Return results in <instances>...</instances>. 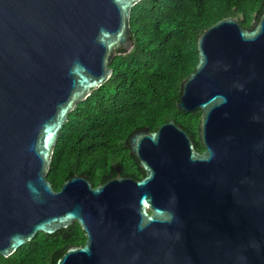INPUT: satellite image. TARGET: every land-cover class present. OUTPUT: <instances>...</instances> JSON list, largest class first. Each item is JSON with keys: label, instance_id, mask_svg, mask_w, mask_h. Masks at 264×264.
Segmentation results:
<instances>
[{"label": "water", "instance_id": "95a60500", "mask_svg": "<svg viewBox=\"0 0 264 264\" xmlns=\"http://www.w3.org/2000/svg\"><path fill=\"white\" fill-rule=\"evenodd\" d=\"M140 0H0V255L77 222L55 264H264V8L197 39L177 107L201 110L198 151L174 118L128 139L145 175L47 178L69 113L133 47Z\"/></svg>", "mask_w": 264, "mask_h": 264}, {"label": "trees", "instance_id": "16d2710c", "mask_svg": "<svg viewBox=\"0 0 264 264\" xmlns=\"http://www.w3.org/2000/svg\"><path fill=\"white\" fill-rule=\"evenodd\" d=\"M264 0H140L131 10L133 47L119 50L110 65L109 79L69 113L60 130L47 178L54 189L77 174L93 186L109 178L118 155H129L128 139L135 130L157 129L174 118L191 135L199 137L201 110L177 107L182 83L198 63L197 39L217 20L234 16L244 27L252 26ZM137 176V166H126ZM85 232L75 222L52 234L38 232L0 264H55L71 245H82Z\"/></svg>", "mask_w": 264, "mask_h": 264}, {"label": "flooded vegetation", "instance_id": "af4514ba", "mask_svg": "<svg viewBox=\"0 0 264 264\" xmlns=\"http://www.w3.org/2000/svg\"><path fill=\"white\" fill-rule=\"evenodd\" d=\"M129 148V144H128ZM129 155H118L117 159L118 160H113L112 162V168L108 170L109 178H113L117 175L115 167L119 168V174L121 176H126V177H132L134 179H140L145 175V172L143 168L140 167L139 165V159L130 152V149L128 151ZM130 163V165L137 166V176H132L126 173V166ZM107 179V180H108ZM106 180V181H107Z\"/></svg>", "mask_w": 264, "mask_h": 264}]
</instances>
